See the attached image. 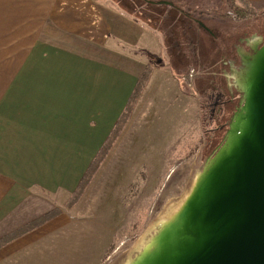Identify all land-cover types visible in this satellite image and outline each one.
Here are the masks:
<instances>
[{"label":"crops","instance_id":"obj_1","mask_svg":"<svg viewBox=\"0 0 264 264\" xmlns=\"http://www.w3.org/2000/svg\"><path fill=\"white\" fill-rule=\"evenodd\" d=\"M190 1L0 0V241L14 234L0 246V264H103L116 251L112 228L87 225L80 200L66 204L144 70L150 76L118 148L153 79L168 82L175 98L183 74L200 66L182 35V9L193 20L198 7ZM244 1L264 9V0ZM207 9L218 19L213 41L237 28L246 46L245 26L221 17L229 9ZM193 30L198 40L202 31Z\"/></svg>","mask_w":264,"mask_h":264},{"label":"rangeland","instance_id":"obj_2","mask_svg":"<svg viewBox=\"0 0 264 264\" xmlns=\"http://www.w3.org/2000/svg\"><path fill=\"white\" fill-rule=\"evenodd\" d=\"M132 1L138 3V0ZM157 1L171 5L172 0ZM193 1H199L193 15L200 18L211 33L219 31L218 19L207 8L214 4L222 14L221 9H229L232 2L243 12L238 15L231 9L227 13L229 23L245 26L247 40L256 36L264 40V9L255 10L244 0H230V3L227 0H192L188 5ZM190 28L192 30L191 25ZM230 30L238 32L237 28ZM240 34L228 39L225 34L217 35L214 49L221 50L223 57L215 63L198 60L202 68L194 67L183 74L176 85L175 98L168 82L153 79L129 133L119 148L116 139L112 146L113 149L116 145L113 157L105 163L111 149L79 197L82 218L87 225L100 223L113 229L111 251H116L103 264L122 263L149 225L183 195L195 171L221 145L240 98L227 76L238 69L237 51L248 52L249 48L243 45V30ZM206 35L207 32L199 33L204 40L210 36ZM190 39L187 49L195 45L197 51L200 50L196 39L194 42L192 37ZM202 49L212 48L208 45ZM230 61L232 66L228 64ZM195 73L198 76L195 82L201 84L196 88L192 82L194 78L191 80ZM131 114L132 111L125 126ZM87 173L88 169L83 178Z\"/></svg>","mask_w":264,"mask_h":264},{"label":"water","instance_id":"obj_3","mask_svg":"<svg viewBox=\"0 0 264 264\" xmlns=\"http://www.w3.org/2000/svg\"><path fill=\"white\" fill-rule=\"evenodd\" d=\"M246 46L227 76L240 98L221 145L121 264H264V40Z\"/></svg>","mask_w":264,"mask_h":264},{"label":"trees","instance_id":"obj_4","mask_svg":"<svg viewBox=\"0 0 264 264\" xmlns=\"http://www.w3.org/2000/svg\"><path fill=\"white\" fill-rule=\"evenodd\" d=\"M227 1L230 3V0H227ZM156 4H159V3H156ZM212 5H214V4H212ZM219 5H217V6L219 7ZM228 8L230 9L229 12L232 9L238 15H241L240 13L243 12V10L241 8L237 7L232 2H231V4L229 5ZM179 12H181V9L177 13H179ZM181 13H182V25H183L182 35L184 37V43L188 47L189 44H188L187 40H191L190 37H192L193 42H194V39H196L195 38V31L193 30L194 27L192 28V30L190 28L191 18L188 17L190 14H188L186 12V10H183V9H182ZM213 13L214 14L216 13V15H217L216 6H214V12ZM221 17L224 18V19H227L228 18V14H223V15H221ZM229 32L231 34L226 36L227 39L229 38V36L231 38V37H235V36L239 35V32H234V31L232 32V30H230ZM207 35L211 36L212 34H211L210 31H208ZM210 36H207V38H209V40L207 38H206V40H204L202 38H199L198 40L196 39V44H200V48H201L200 50H198L199 52L197 51L198 48L197 49L195 48V45L193 47L192 46L190 47V49L192 48V50L190 52H191V55L193 56V62H195L194 63L195 66L196 65L198 66L197 60H202V61H205V62H209L210 61V62L215 63V62H218L221 57H223L222 56L223 53L221 52V50H215L214 49L215 48V44H214L215 41H213L212 37H210ZM208 45H211L212 49H208V50L202 49L204 46H208ZM149 76H150V69L146 68V70H144V72L142 73L141 77L139 78L138 83L136 85V88H135L133 94L131 95V97L129 99V102H128L124 112L121 114L120 118L118 119L114 129L112 130V133L110 134V136L106 140L104 146L98 152L97 156L95 157V159L93 160V162L89 166L88 173L79 182V185L77 186L76 190L74 191V194L72 195V197L67 202L66 208H71L75 203H77V201H78L79 197L81 196L82 192H84L86 190V188L88 187V185L91 182L92 178L94 177L95 172L97 171L99 165L103 162V160L105 159V157L107 156L109 151L112 149L113 144L115 143L116 139H118V137L120 136L123 128L125 127L126 120L128 119V117H129V115H130V113L132 111L133 103L135 101H137L138 97L140 96V94H141V92H142V90H143V88H144ZM227 128H228V126H227ZM56 213H57V210H55L53 213L43 217L38 222L33 223V224H29V225L23 227V229H21L20 232L22 233V231H25V230H27V229H29L31 227L36 226L37 224L43 222L44 220L49 219L50 217H52ZM13 235H10L9 237H7L5 239H2L0 241V246L3 245L5 243V241L8 240Z\"/></svg>","mask_w":264,"mask_h":264},{"label":"flooded vegetation","instance_id":"obj_5","mask_svg":"<svg viewBox=\"0 0 264 264\" xmlns=\"http://www.w3.org/2000/svg\"><path fill=\"white\" fill-rule=\"evenodd\" d=\"M191 21H193V23H194V27L196 28L197 27V29H198V32L199 31H202V32H208V28H206V26H205V24L202 22V20L200 19V18H198V17H196V16H194L193 17V20H191ZM246 49V48H245ZM248 49V52L249 53H252L251 51H250V49L249 48H247ZM237 54H238V51H237ZM239 57V56H238ZM232 61H230L228 64L229 65H231L232 63H231ZM237 66V65H236ZM239 66H240V62H239V64H238V68H239ZM198 68H201L200 66L198 67ZM236 68V67H235ZM228 72H230V71H228ZM196 74V73H195Z\"/></svg>","mask_w":264,"mask_h":264}]
</instances>
